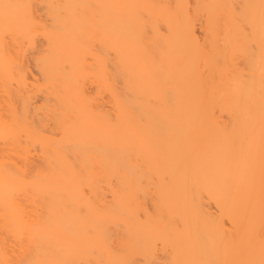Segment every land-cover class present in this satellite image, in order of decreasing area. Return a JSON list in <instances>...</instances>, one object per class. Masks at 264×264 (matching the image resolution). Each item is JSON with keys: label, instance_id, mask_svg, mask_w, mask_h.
Listing matches in <instances>:
<instances>
[{"label": "bare ground", "instance_id": "obj_1", "mask_svg": "<svg viewBox=\"0 0 264 264\" xmlns=\"http://www.w3.org/2000/svg\"><path fill=\"white\" fill-rule=\"evenodd\" d=\"M0 264H264V0H0Z\"/></svg>", "mask_w": 264, "mask_h": 264}]
</instances>
